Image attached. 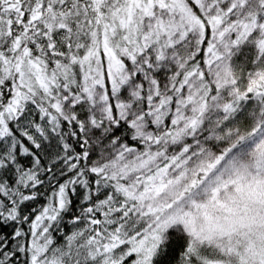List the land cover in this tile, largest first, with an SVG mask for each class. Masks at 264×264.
Returning a JSON list of instances; mask_svg holds the SVG:
<instances>
[{"label":"snow or ice","instance_id":"1","mask_svg":"<svg viewBox=\"0 0 264 264\" xmlns=\"http://www.w3.org/2000/svg\"><path fill=\"white\" fill-rule=\"evenodd\" d=\"M0 264H264V0H0Z\"/></svg>","mask_w":264,"mask_h":264}]
</instances>
